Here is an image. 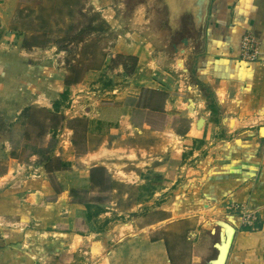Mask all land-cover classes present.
I'll return each instance as SVG.
<instances>
[{
  "label": "crops",
  "instance_id": "obj_1",
  "mask_svg": "<svg viewBox=\"0 0 264 264\" xmlns=\"http://www.w3.org/2000/svg\"><path fill=\"white\" fill-rule=\"evenodd\" d=\"M110 4V0H92V5L112 25L114 9ZM133 13L130 21L136 32L131 35L132 41L115 43L110 49L112 55L106 59L114 64L118 54L136 58L132 74L122 65H104L90 68L78 83L72 82L68 87L69 72L62 69L60 72L64 73L57 76L58 71L52 70L54 65L60 66V56L66 55L58 44L21 49L24 57L29 58L26 61L10 46L0 45V157L7 165L6 172L0 174V218L7 221L14 215L21 220L32 209L10 181L14 179L10 176L12 169L17 175L25 169L12 154L18 143L25 142L18 134L25 109L38 107L53 113L55 102L67 89L71 93L69 98L81 91L90 92L96 100L86 105V112L89 118L97 120L95 126L101 127L100 133L88 134V153L78 157L74 131L64 126L58 136L66 132L70 141L64 145L60 142L53 157L62 158L76 170L74 164H86L92 153L96 160L105 154L107 162H101L103 167L98 168L105 170L107 181L116 173L132 178L137 189L133 200L138 207L153 205L155 201H163L157 209L171 207L174 195L176 198L188 191L193 208L221 207L224 212L239 208L256 221L250 226L243 223L241 215L231 217L237 232L227 264H264V0H211L204 50L196 55L191 68V51L176 54L155 30L146 10ZM0 21L4 29L7 24L2 14ZM142 30L145 37L140 35ZM247 33L262 43L257 62H246L240 57V42ZM69 63L64 56L61 67ZM183 76L188 77L185 79L190 91L184 89ZM11 126L14 133L7 132ZM33 156L37 161L38 156ZM123 158L128 161L126 164L119 160ZM93 168L97 167L84 166L88 174ZM39 170L48 175L44 166L40 165ZM88 179L92 184L90 175ZM40 183L43 188L50 186L48 180L23 185L40 187ZM172 187L176 189L170 191ZM111 191L113 198L120 194L115 186ZM141 196L149 201L138 202ZM60 201H48V197L43 200L52 208L61 207ZM3 231L0 229V247ZM12 231L15 236L19 233ZM68 233L58 232L62 236ZM159 242L166 253L159 246L160 250L143 258L146 263L164 264L168 250L163 239ZM4 249L0 248V259L10 251ZM129 254L127 250L114 253L104 264H130Z\"/></svg>",
  "mask_w": 264,
  "mask_h": 264
},
{
  "label": "rangeland",
  "instance_id": "obj_2",
  "mask_svg": "<svg viewBox=\"0 0 264 264\" xmlns=\"http://www.w3.org/2000/svg\"><path fill=\"white\" fill-rule=\"evenodd\" d=\"M110 1L114 9L112 25L106 20L104 13L92 5V0H0V14L7 24L2 29L0 21V45L10 46L26 61L29 58L24 57L25 52H22L23 40L41 31L42 48L58 44L60 50L65 49L64 56L69 59V65L61 67L64 56H60L59 64L57 63L60 66L52 67L53 71H58L57 76L64 73L60 70H67L72 81L82 77L90 68H102L104 65L111 68L114 64L106 60L112 55L110 49L115 43H130L131 35L136 32L130 19L139 0ZM147 14L153 19L154 26L160 24L153 6L147 10ZM145 34L144 31L140 33L142 37H145ZM118 56L119 54L115 58ZM54 60L58 61L57 56ZM185 78L188 77L183 76L181 80L184 89L188 91L189 82ZM86 97L85 92L81 93L79 102L89 104V98ZM59 100L61 105L57 115L58 123L51 117L55 114L54 109L53 113H50L38 107H29L36 108V111L30 113L29 108H26L20 117L23 123L20 124L21 131H18V134L25 142L18 143L12 154L25 169L19 175L12 169L10 176L14 179L10 181L20 190L19 194L24 198L22 201L30 203L28 205H31L32 209L29 210V215L23 214L25 218L21 220L14 218V215L7 221L0 218V229L5 230L1 233H4V236H1L3 246L0 248L10 250L0 259V264H104L106 258L112 254L126 253V250L130 253V264H159L160 262L146 263L147 259L143 258L158 251L159 246L166 253L162 242H159L160 239L165 241L168 250V254L163 255L166 262L164 264H197L200 256L211 254L216 239L210 228L204 227L202 217L233 223L231 217L240 216L239 212H224L221 207L193 208L190 203L193 198L190 199V193L184 192L185 189L184 194H177L176 198L172 195L174 201L171 207L157 209L163 201L138 207V203L133 200L137 196L136 185L125 173L108 177L109 182L101 188H95L88 183L90 173L84 170V166L103 167L100 164L107 162L104 159L105 154L96 160L92 153L85 160L86 164L75 163L76 170L69 165V168L63 170L68 171L65 174L60 171L61 175L55 173L49 176L40 172L39 166H45V162L55 156L54 153L60 145L59 131H62L64 126L67 125L74 131L73 140L78 157L88 153V134L101 131V127L95 126L97 120L94 121L86 115L80 114L78 117L66 119L61 107H66L70 98L62 101L60 97ZM28 114L31 115V121L27 117ZM183 125L187 126V121L183 120ZM11 128L12 126L7 132L14 133ZM33 155L38 156L37 161H34ZM119 160H125L122 162L124 164L128 162L126 158ZM112 161L117 164L120 162L116 159ZM4 164V159L0 157V174L7 170V165ZM36 180H48L50 186L43 188L40 183V187L26 186V189L23 185ZM21 186L23 187L19 188ZM113 186L120 192L116 198L112 196ZM133 187L135 189H132ZM174 189L176 187H172L170 191ZM64 192L65 198L62 195ZM142 194L144 193L140 192V195ZM49 196L60 198L61 207L52 208L53 205L49 202H43ZM137 201L144 204L149 199L145 200L141 196ZM87 203L105 208L106 212L88 221L85 207ZM169 215H173L172 218L162 221ZM12 230L19 233L15 236ZM58 232L69 233L62 236ZM168 260L171 262L168 263Z\"/></svg>",
  "mask_w": 264,
  "mask_h": 264
},
{
  "label": "water",
  "instance_id": "obj_3",
  "mask_svg": "<svg viewBox=\"0 0 264 264\" xmlns=\"http://www.w3.org/2000/svg\"><path fill=\"white\" fill-rule=\"evenodd\" d=\"M210 4L211 0H139L134 10L143 8L147 11L153 6L160 22L153 25L155 30L164 36L168 47L176 54L185 55L191 51V66L196 55L204 50ZM191 105L193 106L192 101ZM201 127L202 121L199 123V128ZM203 219L204 227L210 228L216 240L212 253L200 256L197 264H227L237 229L223 219Z\"/></svg>",
  "mask_w": 264,
  "mask_h": 264
},
{
  "label": "trees",
  "instance_id": "obj_4",
  "mask_svg": "<svg viewBox=\"0 0 264 264\" xmlns=\"http://www.w3.org/2000/svg\"><path fill=\"white\" fill-rule=\"evenodd\" d=\"M101 30L104 31L105 29H101ZM1 37H2V31L0 30V40H1ZM41 40H42V38L40 35H32L31 37H27L24 39L23 47L25 49H31L32 47L39 46L41 44V42H40ZM79 42H81V40ZM116 59L117 60H113L114 64H117V66L122 65L125 68L126 72L132 74L135 71V67L137 64L136 58L125 57L123 55H119ZM118 60H122V61H118ZM79 81H80V78H77V79H74L72 81H66V84L69 87L72 82L78 83ZM69 94H70L69 89H67L64 93H62L61 94L62 101L67 100L69 97ZM208 97H209V95H208ZM60 105H61L60 101L55 102V104H54L55 114L53 116H51L55 121H57V123H58V116L57 115L59 114L58 110L60 108ZM33 111L35 112L36 108H29V110H28V112H30V113H32ZM28 119L31 121V115L29 116V114H28ZM44 167H45L47 174L49 176H52L57 172L66 170L69 167V164L65 163L60 158L51 157L45 162ZM90 182L92 183V185L95 188L103 187V185L107 182V179L105 177V170L103 168H98V167L90 170ZM58 193H61V192H58ZM55 200H56V197H54V198L48 197V201H55ZM85 207L87 210L86 215H87L88 221L89 220L91 221L92 219L98 218L100 215H102L106 212L105 208H102L100 206H96V205L91 204V203L85 204Z\"/></svg>",
  "mask_w": 264,
  "mask_h": 264
},
{
  "label": "built area",
  "instance_id": "obj_5",
  "mask_svg": "<svg viewBox=\"0 0 264 264\" xmlns=\"http://www.w3.org/2000/svg\"><path fill=\"white\" fill-rule=\"evenodd\" d=\"M262 52V43L261 41L254 36L251 33L245 34L240 42V57L242 60L246 62H257L260 59ZM84 92V91H83ZM82 91L76 94V96H73L70 98V101L67 103L66 107L63 108V115L66 118H75L78 117L80 114L86 115V105L87 103L85 102L80 103L79 99H81V93ZM87 97L89 98L88 103H94L95 102V94H90V92H87ZM76 98V99H75ZM60 142L61 144H65V142L70 141V138L66 134V132H63L60 136ZM232 210L235 212H239L240 214L242 213L241 210L237 207H231ZM243 223L253 226V223L256 221V218L254 216H250L248 214H241Z\"/></svg>",
  "mask_w": 264,
  "mask_h": 264
}]
</instances>
